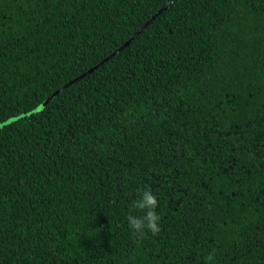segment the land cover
Masks as SVG:
<instances>
[{
    "label": "trees",
    "instance_id": "trees-1",
    "mask_svg": "<svg viewBox=\"0 0 264 264\" xmlns=\"http://www.w3.org/2000/svg\"><path fill=\"white\" fill-rule=\"evenodd\" d=\"M166 2L0 0V264H264V0Z\"/></svg>",
    "mask_w": 264,
    "mask_h": 264
},
{
    "label": "clouds",
    "instance_id": "clouds-1",
    "mask_svg": "<svg viewBox=\"0 0 264 264\" xmlns=\"http://www.w3.org/2000/svg\"><path fill=\"white\" fill-rule=\"evenodd\" d=\"M157 204V198L151 191L146 190L142 193V199L136 201L135 207L142 210L146 209V215L143 217V219L136 218L131 215L128 216L129 226L134 230V232L142 233L145 227L153 234H156L160 231V227L157 223L160 220V217L156 212ZM211 258V255H209L207 259L211 260Z\"/></svg>",
    "mask_w": 264,
    "mask_h": 264
},
{
    "label": "water",
    "instance_id": "water-1",
    "mask_svg": "<svg viewBox=\"0 0 264 264\" xmlns=\"http://www.w3.org/2000/svg\"><path fill=\"white\" fill-rule=\"evenodd\" d=\"M170 0H167V2L165 3V4H163L146 22H144V24H142L133 34H132V36L128 39V40H126V42L123 44V45H125V44H127L139 31H140V29H142L148 22H150L159 12H161L164 8H165V6L167 5V3L169 2ZM122 45V46H123ZM122 46H120L119 48H117L113 53H115L116 51H118L119 49H121V47ZM47 100H48V98L47 99H45L44 100V102L40 105V106H37V108L36 109H39L43 104H45L46 102H47ZM1 125L2 124H0V127H1Z\"/></svg>",
    "mask_w": 264,
    "mask_h": 264
}]
</instances>
